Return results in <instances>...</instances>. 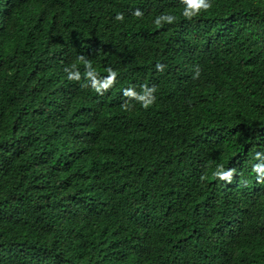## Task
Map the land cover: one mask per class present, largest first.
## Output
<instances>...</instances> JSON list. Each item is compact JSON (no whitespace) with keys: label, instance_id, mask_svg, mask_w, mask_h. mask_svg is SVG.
I'll return each mask as SVG.
<instances>
[{"label":"trees","instance_id":"trees-1","mask_svg":"<svg viewBox=\"0 0 264 264\" xmlns=\"http://www.w3.org/2000/svg\"><path fill=\"white\" fill-rule=\"evenodd\" d=\"M203 2L0 0V264H264V0Z\"/></svg>","mask_w":264,"mask_h":264},{"label":"clouds","instance_id":"clouds-1","mask_svg":"<svg viewBox=\"0 0 264 264\" xmlns=\"http://www.w3.org/2000/svg\"><path fill=\"white\" fill-rule=\"evenodd\" d=\"M196 4L198 6H203V8L205 9V11H207L208 9H210L211 6H212V5L204 4L203 0H196ZM201 179H204V177H201Z\"/></svg>","mask_w":264,"mask_h":264}]
</instances>
